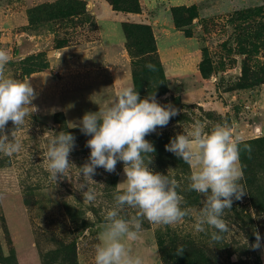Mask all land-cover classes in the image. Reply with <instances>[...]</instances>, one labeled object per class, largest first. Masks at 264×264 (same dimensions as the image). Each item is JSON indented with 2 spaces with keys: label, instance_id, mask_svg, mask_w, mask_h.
<instances>
[{
  "label": "rangeland",
  "instance_id": "rangeland-1",
  "mask_svg": "<svg viewBox=\"0 0 264 264\" xmlns=\"http://www.w3.org/2000/svg\"><path fill=\"white\" fill-rule=\"evenodd\" d=\"M124 24L148 26L152 37L131 26L127 35ZM0 48L11 57L0 75L30 80L36 93L24 125L14 129L9 121L5 128L22 146L11 156L0 153V264H46L52 253L59 258L52 264H69L62 258L73 245L79 264H95L102 213L126 176L122 162L113 172L98 168L97 199L83 201L75 186L89 137L76 125L120 87L132 85L142 98L155 92L180 110L146 136L154 145L155 135L175 136L196 120L206 127L226 121L241 150L264 137V0H0ZM61 130L72 132L76 145L69 178L55 180L46 149ZM168 153L154 154L150 167L173 174L187 205L199 208L200 195L186 190L184 161ZM257 159L252 184L238 161L245 193L224 211L230 227L222 240L197 232L192 217L172 225L144 220L128 242L132 252L144 264H264V246L251 247L255 230L264 236V155Z\"/></svg>",
  "mask_w": 264,
  "mask_h": 264
},
{
  "label": "clouds",
  "instance_id": "clouds-1",
  "mask_svg": "<svg viewBox=\"0 0 264 264\" xmlns=\"http://www.w3.org/2000/svg\"><path fill=\"white\" fill-rule=\"evenodd\" d=\"M10 59L8 51L0 48V68ZM146 67L154 69L155 65L148 63ZM35 96L30 80L0 75V153L11 156L20 151L21 141L14 129L24 125ZM179 111L171 103L159 102L155 92L142 98L134 86L127 85L116 89L106 106L85 112L76 125L89 137L86 146L90 153L85 163L78 166L80 179L75 186L83 201L93 203L97 199L92 181L98 168L113 172L122 162L126 176L115 186L112 206L102 213L104 223L95 245V264H144L143 257L134 254L128 243L138 238L144 220L172 225L192 217L195 230L209 234L214 242L222 240L223 233L229 230L224 211L232 208L233 198L241 199L245 190L239 183L242 139L226 121L206 127L196 120L165 145L167 151L190 166L186 190L200 195L199 208L187 205L181 194L185 189L173 174L150 167L156 148L146 136L166 127ZM9 121L15 126L11 139L5 132ZM75 145L76 137L69 131L54 132L49 137L46 159L52 179L57 180L58 174L69 178V155ZM243 148L251 151L248 144H243ZM129 208L135 209V214L128 215ZM254 234L251 247L260 249L264 236L258 230ZM184 250L183 245L176 248L179 255Z\"/></svg>",
  "mask_w": 264,
  "mask_h": 264
},
{
  "label": "trees",
  "instance_id": "trees-1",
  "mask_svg": "<svg viewBox=\"0 0 264 264\" xmlns=\"http://www.w3.org/2000/svg\"><path fill=\"white\" fill-rule=\"evenodd\" d=\"M130 26L135 27L136 29L140 30L141 32L143 30H146V32H148L152 37L151 29L148 26H143V25H139V24H132V25L124 24V30H125V33H127V35H131L130 34L131 33L130 32V30H131ZM163 89H165V88H163ZM171 137H173V136L161 135V134L155 135V148H156L155 154L157 156L160 157L162 154L164 155L167 152H169L165 149V145L167 143H169ZM246 144L251 146V151L248 152L247 150L242 149L240 152V161H241L242 169H243L244 175L247 179V182L252 184V183H254V177L250 178V175L253 174L254 169L251 166V164H252L253 160L264 155V137L250 140ZM168 155H170L175 160L181 159V158H177L172 152H169ZM184 164L186 165V170H188V172H190L191 171L190 166L188 164H186L185 162H184ZM261 167L264 168L263 166H261ZM76 250H77L76 245H73L70 257L64 255L62 260L64 259L63 261H67V259L70 258V260L67 261L69 264H79L77 261V251ZM0 253H1V251H0ZM58 259L59 258H57V254L52 253V254H49V258L47 259V261L45 263L46 264H52V263H54L55 260H58Z\"/></svg>",
  "mask_w": 264,
  "mask_h": 264
}]
</instances>
